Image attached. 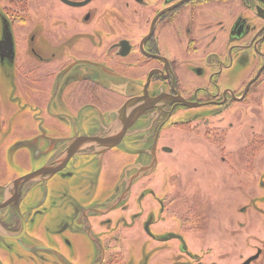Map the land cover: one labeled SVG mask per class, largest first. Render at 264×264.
I'll list each match as a JSON object with an SVG mask.
<instances>
[{"label": "flooded vegetation", "instance_id": "flooded-vegetation-1", "mask_svg": "<svg viewBox=\"0 0 264 264\" xmlns=\"http://www.w3.org/2000/svg\"><path fill=\"white\" fill-rule=\"evenodd\" d=\"M22 2L0 15L16 106L0 264H154L174 241L203 264L189 242L200 218L182 220L190 204L170 208L166 185L235 193L234 177L244 172L248 185L263 162L264 0ZM169 215L175 228L164 226Z\"/></svg>", "mask_w": 264, "mask_h": 264}, {"label": "rangeland", "instance_id": "rangeland-1", "mask_svg": "<svg viewBox=\"0 0 264 264\" xmlns=\"http://www.w3.org/2000/svg\"><path fill=\"white\" fill-rule=\"evenodd\" d=\"M36 1L38 2L39 0ZM23 2L22 0H0V15L4 14L7 17L8 10H21ZM46 5H50V3ZM32 9H37V5L35 4ZM19 80L20 75L17 77V83L20 87ZM7 100V68L0 65V175H6L7 173L6 135L7 128L9 129L7 113L11 110L14 111V107H16L7 105ZM32 102L38 103L37 100ZM16 104L19 106V103ZM10 136H13V134L10 133ZM245 165L248 166L247 164ZM251 168L252 172L256 168V172L254 176L252 174L250 181L248 180V185L245 182L246 179H243L245 176L246 178L248 177L244 172L241 173L242 179L236 178L237 176L234 177V188L238 190L235 193L219 188L218 192L213 196H208L206 193L201 196L184 195L175 193L173 187L169 189V186L166 185V188L172 191L167 195L165 194L168 202L172 203L170 208L182 202L190 204L192 211L188 209L186 212L184 209L182 210L183 212L177 213L182 220H184L186 215L191 218H200L197 220L199 232L197 234H189L191 237L189 242L191 250L198 253V258H202V255H205L203 264H243L250 257L259 254L260 251H262V254L251 264H264V187L260 185L259 179V177L264 178V159L263 162L252 163ZM178 173L180 174V172ZM217 176L221 179L220 183L229 180V176L222 171L217 173ZM255 176L258 179H254ZM239 182L243 185H240ZM161 185L162 181L159 179L156 187H161ZM177 185L179 187V184ZM196 197H198V201H201V205H204L201 210L198 209L195 202H191ZM244 207L246 210L242 212L241 209ZM156 209L158 211V205ZM221 216L223 217L222 219ZM178 223L179 221L173 218L172 215L164 218V226L175 228L174 224ZM202 228L205 229L207 236L205 243L200 238L202 237ZM211 232L215 235L210 237ZM144 246H147V244H141V248ZM156 251L155 254H158V256L154 264H186V262L190 264L191 262L189 257L182 254L179 243L175 241L158 246ZM161 253L162 255L160 256ZM117 262L116 258L107 261L108 264H117ZM130 262L139 264L141 255L133 260H122L121 264H131ZM149 264H151V261ZM192 264H195V262Z\"/></svg>", "mask_w": 264, "mask_h": 264}, {"label": "water", "instance_id": "water-1", "mask_svg": "<svg viewBox=\"0 0 264 264\" xmlns=\"http://www.w3.org/2000/svg\"><path fill=\"white\" fill-rule=\"evenodd\" d=\"M9 37V34L7 33V27L5 28L3 32V39L1 40L0 43V56L7 57V39ZM260 253L250 257L247 259L243 264H251L257 257H259Z\"/></svg>", "mask_w": 264, "mask_h": 264}]
</instances>
